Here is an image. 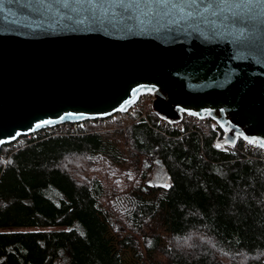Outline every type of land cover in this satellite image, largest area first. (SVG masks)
I'll return each instance as SVG.
<instances>
[{"label":"trees","instance_id":"trees-1","mask_svg":"<svg viewBox=\"0 0 264 264\" xmlns=\"http://www.w3.org/2000/svg\"><path fill=\"white\" fill-rule=\"evenodd\" d=\"M158 118L141 106L3 144L0 264H124L127 248L144 264H264V158L218 144L211 117ZM157 158L169 178L151 184Z\"/></svg>","mask_w":264,"mask_h":264},{"label":"water","instance_id":"water-1","mask_svg":"<svg viewBox=\"0 0 264 264\" xmlns=\"http://www.w3.org/2000/svg\"><path fill=\"white\" fill-rule=\"evenodd\" d=\"M145 93L264 145V0H0V149Z\"/></svg>","mask_w":264,"mask_h":264},{"label":"built area","instance_id":"built-area-1","mask_svg":"<svg viewBox=\"0 0 264 264\" xmlns=\"http://www.w3.org/2000/svg\"><path fill=\"white\" fill-rule=\"evenodd\" d=\"M141 106L143 107L152 106V101L143 102V103L136 102L128 109V111L130 113H134L136 109ZM143 117H145V119H149L146 111L143 113ZM84 121L65 122L62 124H65L67 127H70L72 130H74L78 128L81 125V123H83ZM152 122H154L155 124H162V125L174 124L173 122H170L169 120L162 118L160 116L158 119L152 120ZM230 149L235 152H241L242 154L246 155L249 158L250 157L264 158V145L253 143L243 138L242 141L238 140L235 144H230Z\"/></svg>","mask_w":264,"mask_h":264},{"label":"rangeland","instance_id":"rangeland-1","mask_svg":"<svg viewBox=\"0 0 264 264\" xmlns=\"http://www.w3.org/2000/svg\"><path fill=\"white\" fill-rule=\"evenodd\" d=\"M108 148H109L108 153H116V155L122 149L119 143L110 140L108 141ZM107 156L110 157L109 155ZM166 175L167 174L165 168L158 161H156L153 169L148 175V181L151 184L163 183L164 180L166 179ZM123 256H124V264H144V260L138 257V255L135 254L134 250H132L131 248H127L126 250H124Z\"/></svg>","mask_w":264,"mask_h":264}]
</instances>
